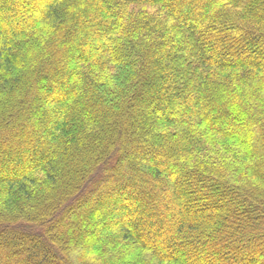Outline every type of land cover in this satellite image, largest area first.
<instances>
[{
  "label": "trees",
  "instance_id": "1",
  "mask_svg": "<svg viewBox=\"0 0 264 264\" xmlns=\"http://www.w3.org/2000/svg\"><path fill=\"white\" fill-rule=\"evenodd\" d=\"M0 264H264V0H0Z\"/></svg>",
  "mask_w": 264,
  "mask_h": 264
},
{
  "label": "rangeland",
  "instance_id": "2",
  "mask_svg": "<svg viewBox=\"0 0 264 264\" xmlns=\"http://www.w3.org/2000/svg\"><path fill=\"white\" fill-rule=\"evenodd\" d=\"M91 223H92V220H91Z\"/></svg>",
  "mask_w": 264,
  "mask_h": 264
}]
</instances>
